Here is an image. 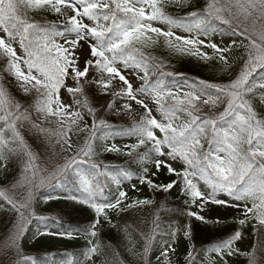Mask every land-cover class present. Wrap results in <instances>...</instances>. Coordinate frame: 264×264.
Here are the masks:
<instances>
[{"label": "snow or ice", "instance_id": "1", "mask_svg": "<svg viewBox=\"0 0 264 264\" xmlns=\"http://www.w3.org/2000/svg\"><path fill=\"white\" fill-rule=\"evenodd\" d=\"M156 46L219 65L224 81L167 70L145 52ZM137 185L152 195L124 190ZM173 192L180 203L168 206ZM41 199L91 213L83 226L33 233L84 241L43 264H153L157 252L155 264H180L181 244L182 264H264V0H0V212L11 215L0 264H38L23 241L33 220L49 219L37 214ZM151 205L148 231L114 220ZM202 225L224 231L198 249Z\"/></svg>", "mask_w": 264, "mask_h": 264}, {"label": "trees", "instance_id": "2", "mask_svg": "<svg viewBox=\"0 0 264 264\" xmlns=\"http://www.w3.org/2000/svg\"><path fill=\"white\" fill-rule=\"evenodd\" d=\"M202 2V0H201ZM167 11L173 15H185L189 9L178 11L172 7H168ZM40 15H45L47 19L52 20L55 19L54 16L41 13ZM40 17L37 16L36 19ZM239 42V41H238ZM246 43V41H245ZM147 55L155 56L158 59L164 60L168 65V69L170 71L175 72H182L187 74L188 76L198 77L200 79H206L210 82H223L224 77L223 75L217 71L219 65L203 64L197 61L192 60L190 57H181L178 55H171L168 50L162 46H156L155 48L145 49ZM151 79H156L155 75L151 76ZM171 80L172 78H167ZM15 94V93H14ZM105 119L109 120L111 123L116 125H127L122 124L118 121L117 117H113L110 114L104 117ZM117 140H120L119 138ZM118 143V142H116ZM119 144V143H118ZM41 152L42 159L45 163L50 161L49 154L44 149H38ZM58 151V149H57ZM105 159L106 163H111L115 165H123L125 161V157H116L114 155H107L105 157H101ZM54 162V159H53ZM132 168H135L137 172L140 171V166L138 165H131ZM154 170V169H153ZM170 177L166 175L165 172H162L159 175L158 182H167ZM138 187H142L143 191L141 192H133L131 189H127L130 196L144 198L145 196H151V192L147 189L146 186L139 185ZM43 192L47 193L53 191L52 189H44ZM59 189L55 190V193H59ZM115 193V189L113 188L111 192L106 193V197L111 199V196ZM156 200L161 202L164 200V197L157 194ZM41 203V204H40ZM180 200L178 195L173 192L172 195L168 197L167 204L168 206H172L173 204H179ZM64 206V201L62 200H51L48 203H44L43 200H39L36 204V211L38 215L48 217L49 219L45 221H37L33 220L32 224L29 226V231L26 234L25 240L23 241L25 250L35 256L38 264H43L45 261H53V260H63L67 257L65 253H73L79 254V249L83 245L84 241L83 238L79 240H68L59 236H39L35 239H32L33 233L37 230H44L48 228L49 230H60L63 231L64 229L60 227V225H64L67 227L68 225H75L79 223L80 225H85L86 220L91 215L90 212H76L71 211L69 214L68 210L61 211V208ZM157 212V206L151 205L146 206L144 208H133L130 209L128 212L121 214L119 218L114 217V220H118L119 224L122 226L127 224L132 228H135L140 231H148L151 226V221L153 219V215ZM160 216L162 219L167 220L168 217L165 212L160 211ZM228 221L232 220V217L228 216L226 218ZM59 221V224L57 223ZM11 227V215L9 213L0 212V238L4 236L7 230ZM224 231L223 228L216 226H201L200 229L196 232V243L198 249H205L210 246L213 242H215L220 234ZM105 233H110L112 237L116 236L115 232H110L108 226L105 225ZM244 246L242 247L245 250L251 248L254 238L250 235L248 229H245L244 232ZM106 239L109 237L106 236ZM159 239V237L157 238ZM116 240H113L115 243ZM185 245L181 244L180 248L178 249V253L180 254V264H182L183 253H184ZM153 254V264H155V255ZM207 255V253H205ZM175 259V257H174ZM231 264H246V261L243 257H236L233 258Z\"/></svg>", "mask_w": 264, "mask_h": 264}, {"label": "rangeland", "instance_id": "3", "mask_svg": "<svg viewBox=\"0 0 264 264\" xmlns=\"http://www.w3.org/2000/svg\"><path fill=\"white\" fill-rule=\"evenodd\" d=\"M171 7H173V8H175L176 10H182V9H185V8H177V7H174V6H171ZM162 27H166V26H163V25H161ZM237 67H238V65H237ZM118 118V117H117ZM118 120L121 122V123H125V124H130L131 123V121H129V120H127V119H123V118H118ZM91 121H89V123H90ZM116 142H118L119 144H123V143H129V142H132V141H129V140H116ZM133 182H134V180H133ZM137 186H139V185H137ZM126 189H130V188H128L127 186H125V188H124V190H126ZM217 214H219L220 216H223V217H225V218H227L228 216H230V217H232L228 212H225V211H222V210H219V209H216L215 211H213L212 213H211V215H212V217H215ZM241 247H243L244 246V241H243V243L240 245Z\"/></svg>", "mask_w": 264, "mask_h": 264}]
</instances>
